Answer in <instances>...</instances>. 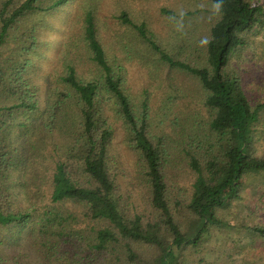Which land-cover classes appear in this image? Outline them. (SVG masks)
Masks as SVG:
<instances>
[{
    "label": "trees",
    "instance_id": "16d2710c",
    "mask_svg": "<svg viewBox=\"0 0 264 264\" xmlns=\"http://www.w3.org/2000/svg\"><path fill=\"white\" fill-rule=\"evenodd\" d=\"M98 1L82 0L52 42L53 16L77 0H0V264H38L10 252L25 240L41 264H199L232 227L246 180L264 175V83L254 96L240 66L264 1L164 8L167 25L185 22L169 37L127 11L109 37ZM130 68L156 81L160 106L134 93ZM182 94L189 103L168 124ZM119 132L136 158L128 184ZM185 172L193 179L181 186ZM244 229L264 243L263 225Z\"/></svg>",
    "mask_w": 264,
    "mask_h": 264
},
{
    "label": "rangeland",
    "instance_id": "374dc122",
    "mask_svg": "<svg viewBox=\"0 0 264 264\" xmlns=\"http://www.w3.org/2000/svg\"><path fill=\"white\" fill-rule=\"evenodd\" d=\"M190 0H99L98 1V15L101 21L107 24V31L109 37L113 36L118 29V22L115 17L122 11H127L134 21L140 22L147 19L154 24L155 30L164 36L169 37V32L174 29V33L185 32V22L181 21L175 25H167L164 18L161 16V10L166 8L177 11L176 14L183 16L186 12L194 11ZM264 1V0H263ZM82 3V0H77L70 7L62 11H58L53 16V30L46 33V37L54 42L56 41L55 34H61L65 29V22L73 15V11L77 9ZM205 7L204 5H202ZM199 8H201L199 6ZM207 11V10H206ZM208 12V11H207ZM80 13V12H78ZM205 16H210L206 14ZM207 19L204 20L206 23ZM199 35L205 32V27L201 25L195 26ZM251 42L253 50L252 56L244 59L240 66L243 69V80L249 86L251 92L259 96L260 91H253V84L256 82L264 83V25H259L251 34ZM51 46L50 48H52ZM51 50V56L52 55ZM49 53V54H50ZM46 67L45 69H47ZM56 63L50 66V70H55ZM46 71V70H45ZM46 73V72H45ZM130 83L135 94L142 90L151 92V98L155 107L162 104L164 94L158 89V85L154 79H149L148 72L139 68H130ZM262 93H264L262 91ZM189 103V100L182 94V99H176L172 104H168L164 112L168 124H171L176 118V115L181 109H184V104ZM191 110L201 111L202 106L199 101L193 99L189 105ZM203 112V110H202ZM260 144H263L260 143ZM116 146L119 152V157L123 163L122 176L119 175L123 184L132 182V176L136 174V158L128 151L123 144V134L119 132L116 138ZM179 175V173H178ZM191 174L185 172L179 178L181 186H188L192 181ZM230 220L232 227H228L215 233L208 243L207 249L199 252V258L205 261H200L199 264H252L255 261H262L264 263V243L260 240H253L250 238V232L244 227L251 228L255 225L264 226V175L253 176L248 178L240 193V197L236 203H233L230 211ZM26 240L19 242V245L10 246V252H22L34 262L41 264V260L36 256L35 252L29 248ZM207 260V261H206ZM212 262V263H210ZM198 264V263H197Z\"/></svg>",
    "mask_w": 264,
    "mask_h": 264
}]
</instances>
